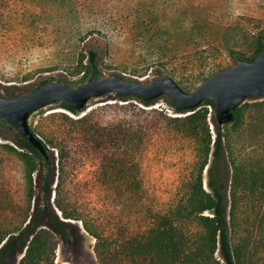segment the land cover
Masks as SVG:
<instances>
[{"label": "rangeland", "instance_id": "rangeland-1", "mask_svg": "<svg viewBox=\"0 0 264 264\" xmlns=\"http://www.w3.org/2000/svg\"><path fill=\"white\" fill-rule=\"evenodd\" d=\"M263 35L264 0H0V98L32 93L44 82L77 88L91 78L92 52L97 54L100 77L119 75L146 85L169 77L192 94L239 60L255 61ZM126 98L108 94L91 99L79 114L57 102L29 118L32 131L54 153L49 154L54 163L49 170L54 189L49 211L57 221L81 229L77 250L67 232L46 262L99 264L97 239L82 221L66 219L57 203L95 225L99 233L119 239L126 230L134 234L147 230L152 212L166 213L184 201L201 173L207 153L200 145L179 135L175 138L164 127L146 130L148 136L133 157L142 198L127 200L124 194L119 198L121 183L115 179L110 184L99 175L103 156L96 148H105L112 168L122 150L116 138L111 143L98 141L101 128L116 134L122 119L139 115L140 125L134 123L140 130L155 122L147 114L154 109L170 117L185 116L167 95L151 106ZM202 107L216 119L211 105ZM240 108L241 124L224 125L226 144L247 171L248 182L240 186L232 245L245 264H264V192L249 193L250 171L260 169L264 179V97H250ZM210 129L214 141V127ZM18 135L0 120V241L4 239L0 264H21L30 242L47 229L28 218L34 203L31 171L38 160L16 145ZM57 145L72 155L64 169ZM202 179L204 189L210 191L208 166ZM188 226L200 230L196 224ZM216 257L220 259L219 254Z\"/></svg>", "mask_w": 264, "mask_h": 264}, {"label": "trees", "instance_id": "trees-1", "mask_svg": "<svg viewBox=\"0 0 264 264\" xmlns=\"http://www.w3.org/2000/svg\"><path fill=\"white\" fill-rule=\"evenodd\" d=\"M260 47L256 52L254 60L260 56L264 50V35L260 37ZM97 54L92 52L90 58V68L92 70L91 78L100 77L96 66ZM48 82L39 85V89ZM118 99L129 100L126 97L116 95ZM146 106H151L155 101H149L142 98H135ZM205 105H211L215 109L213 101H206ZM176 111L185 116L170 117L157 111L150 110L147 114L152 116V124L138 130L134 122L141 123L138 116H128L129 118L120 121L117 133H113L110 128H101L98 141L114 142L116 138L121 148V159L115 163L112 168V157L105 153L104 149L96 148L97 152L102 154V165L99 175L106 179L110 184L115 179L122 185L119 191V198L126 196L128 200L131 196L141 197L140 187L137 180L138 164L134 162L133 157L140 150L145 142L144 135L146 130L154 128H165L172 132L177 138L192 140L200 145L203 151L207 153V159L201 167V173L193 181L184 201L170 209L166 213L152 212L150 226L145 231L133 233L126 230L121 232V238L111 239L99 233L97 227L89 223L79 215L68 213L60 203L57 208L63 213L66 219H75L83 222L85 230L97 239L96 253L99 258V264H245L242 253L233 248L232 245V224L235 222L238 209V199L240 195V186L246 185L245 180L247 171L244 166L237 163L233 157L230 146H227V133L224 132V126L218 125L213 112L201 107L198 110L188 112L174 104ZM62 108L73 114H79L84 111H77L62 103ZM142 111V110H141ZM149 111V110H148ZM145 112V111H143ZM210 117L212 124L210 123ZM241 108L234 111V119L231 123L234 127L241 124ZM88 117L84 119L87 121ZM157 123V124H156ZM211 125L215 130V138L212 140ZM91 126H93L91 124ZM144 130V131H143ZM148 134H146V137ZM145 137V138H146ZM47 152V156L42 155L31 143L20 134L16 145L37 157L38 164L32 169L35 174L34 181L31 178V197L34 201L29 209L28 218L30 223L37 225L44 223L45 229L42 235L36 236L28 246L26 255L21 264H56L54 260L46 262L50 252L54 256L57 246L62 243L63 238L69 232L73 241L74 249L78 248V236L81 233L79 225L65 224L56 220L50 213L51 197L54 192L49 170L54 163L49 160V154H54L52 149L42 141ZM60 154V167L65 168L71 152L67 148L56 146ZM139 149L135 151L136 149ZM142 151V150H141ZM211 156V158H210ZM105 158V159H104ZM93 159H96L93 158ZM109 161V162H108ZM106 164V165H105ZM107 166L109 169H105ZM137 166V169H136ZM208 166V187L207 191L203 187L202 173ZM250 171L251 194H261L264 192V179L262 172ZM259 179L261 180L259 182ZM257 185L259 188H257ZM263 189V190H262ZM246 193V192H244ZM142 198V197H141ZM189 223L200 227L198 232L189 228ZM130 232V233H128ZM4 239L0 241V244ZM220 255V259L217 256ZM38 259L35 263V259ZM45 258V259H44ZM41 263V264H42Z\"/></svg>", "mask_w": 264, "mask_h": 264}, {"label": "water", "instance_id": "water-1", "mask_svg": "<svg viewBox=\"0 0 264 264\" xmlns=\"http://www.w3.org/2000/svg\"><path fill=\"white\" fill-rule=\"evenodd\" d=\"M108 94L142 98L155 101L169 96L182 109L192 112L208 100L215 103L216 121L224 126L231 123L236 111L250 97H264V50L253 62L239 60L233 67L221 71L192 94L185 92L173 79L159 77L151 84L124 79L119 75L94 77L77 88L65 83L49 82L32 93L14 99L0 98V120L11 125L42 155L47 156L42 140L29 125L30 116L38 110L57 102L81 111L91 99Z\"/></svg>", "mask_w": 264, "mask_h": 264}]
</instances>
